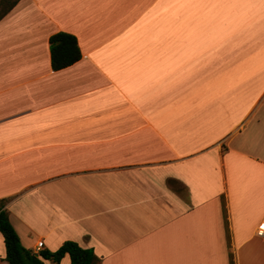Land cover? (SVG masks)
<instances>
[{"label":"crops","instance_id":"0c3cea01","mask_svg":"<svg viewBox=\"0 0 264 264\" xmlns=\"http://www.w3.org/2000/svg\"><path fill=\"white\" fill-rule=\"evenodd\" d=\"M59 31L81 57L53 70ZM0 201L35 253L264 264V0H19L0 19Z\"/></svg>","mask_w":264,"mask_h":264},{"label":"trees","instance_id":"16d2710c","mask_svg":"<svg viewBox=\"0 0 264 264\" xmlns=\"http://www.w3.org/2000/svg\"><path fill=\"white\" fill-rule=\"evenodd\" d=\"M19 0H0V19ZM50 59L53 70L67 67L81 57L75 36L67 32H56L49 37ZM3 201H0V208ZM0 233L5 246V260L8 264H43V259L58 261L64 254L69 264H98L99 258L91 248L81 247L74 241H64L56 250H40L37 253L25 248L11 225L7 212L0 209Z\"/></svg>","mask_w":264,"mask_h":264},{"label":"built area","instance_id":"2783aa9c","mask_svg":"<svg viewBox=\"0 0 264 264\" xmlns=\"http://www.w3.org/2000/svg\"><path fill=\"white\" fill-rule=\"evenodd\" d=\"M256 235L260 236V237H264V229L258 227L256 230ZM41 245V242H38V246ZM40 247H37V249H39Z\"/></svg>","mask_w":264,"mask_h":264},{"label":"snow or ice","instance_id":"6c2138e0","mask_svg":"<svg viewBox=\"0 0 264 264\" xmlns=\"http://www.w3.org/2000/svg\"><path fill=\"white\" fill-rule=\"evenodd\" d=\"M259 227L262 228V229H264V223H261V224L259 225Z\"/></svg>","mask_w":264,"mask_h":264}]
</instances>
